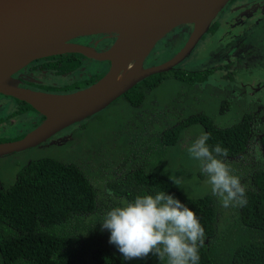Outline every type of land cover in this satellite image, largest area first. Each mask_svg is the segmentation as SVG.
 <instances>
[{
	"label": "trees",
	"instance_id": "16d2710c",
	"mask_svg": "<svg viewBox=\"0 0 264 264\" xmlns=\"http://www.w3.org/2000/svg\"><path fill=\"white\" fill-rule=\"evenodd\" d=\"M212 71H180L176 80L192 89L207 81ZM155 78L148 77L133 92L146 96L140 88L157 86ZM166 100L161 97V102ZM179 120L176 126L163 124L162 129H167H161L158 136L146 132L141 139L136 136V143L121 138L123 152L96 149L89 141L81 165L42 157L20 168L7 185L0 180V264H166V259L151 255L145 260H124L109 243L111 233L101 225L114 207L159 191L180 199L200 220L205 235L199 264H264V155L260 153L257 157L262 160L255 163L249 158L245 163L232 160L245 150L248 126L218 127L213 117L202 115ZM185 130L193 137L188 148L208 134L210 147L220 145L228 151L221 158L246 187L244 206L225 208L211 191L191 196L192 188L184 186L188 176L183 168L177 161L168 163L169 156L181 157L187 152L188 148L178 145ZM126 159L133 162L130 172L122 168ZM110 162L111 170L107 167ZM190 171L197 176L196 170ZM177 173L181 176H174ZM200 175L201 181L208 180L201 169ZM119 196L121 200L116 198Z\"/></svg>",
	"mask_w": 264,
	"mask_h": 264
},
{
	"label": "flooded vegetation",
	"instance_id": "af4514ba",
	"mask_svg": "<svg viewBox=\"0 0 264 264\" xmlns=\"http://www.w3.org/2000/svg\"><path fill=\"white\" fill-rule=\"evenodd\" d=\"M191 29V26H180L166 35L164 41L161 40L159 48L166 50L164 48L166 46L175 49V53L166 61L184 46ZM210 33L213 36L216 33L219 35L220 40H216L220 42L216 51L218 55L214 58L215 52L214 55L210 51L207 52L212 56L202 64V69L193 71L204 74L208 70L218 72L222 84L214 86L207 80L189 89L176 80L177 74L183 71L179 67L186 59H189L195 48L197 49L205 36ZM82 38L73 40L72 43L93 48L96 52H104L114 43V39L108 35H92L85 39ZM216 41L212 44L214 47H216ZM195 48L186 59L173 69L164 74H156L157 86L141 87L140 89L147 93L146 96L142 97L130 89L112 101L119 107L115 120L116 124H120L122 134H119L118 140L126 137L127 142L131 143L134 140L133 143H136V136H140L141 139L144 132L149 136L160 135L163 124L176 126L179 124L180 118L194 115H202L205 118L211 116L217 122L218 127L244 124L249 128V137L244 152L232 160L240 163H245L246 158H249V161L254 159L252 163L261 161L262 159L257 156H260V153L262 156L264 155V81L263 78L260 80L252 75L253 71L257 70L260 75L264 76V0H229ZM152 51L153 49L143 62L144 68L161 64L155 62L157 53ZM109 67L108 61L93 60L80 53H67L33 60L15 72L12 77L19 81L18 86L21 88L33 92L65 95L83 90L96 83L108 72ZM244 71L251 77L246 80L244 77L243 79L239 77V80L235 81V73L240 72L241 76ZM165 74L168 76L164 77ZM82 81L88 83L81 84ZM168 83L176 84L178 87L173 90L174 92L169 93L165 102H161L160 94L158 97L153 94L162 88L161 84L165 86ZM140 97L142 100L139 99ZM168 100H171V103H166ZM112 103L103 110L108 109ZM101 111L58 131L32 148L6 155L13 157L9 160L10 165H19L20 169L42 157L57 158L60 156L58 152L51 153L65 147L71 151L70 156L75 151H78L77 154L85 152L89 141L96 143L98 140H92L85 134L84 125L87 121L100 115ZM43 120L44 117L29 104L0 94V143L24 138L37 129ZM138 127L140 128L137 130ZM165 129L167 128L162 130ZM108 136L113 139L114 134L110 133ZM192 138L187 130L183 131V135L178 141L179 147L188 148V143ZM102 140L103 137L99 142ZM121 143L114 140L111 146L103 145L98 148L123 152ZM116 147L117 149H115ZM6 156L0 157V159ZM74 157L75 160H73ZM73 159L71 161L74 164L81 165L86 158L83 155H73ZM130 160L126 159V163L122 167L128 168L127 172H130L133 166V162ZM107 167H110V170L114 168L111 162ZM16 176L17 173L13 178ZM1 183L4 182L1 180ZM116 198L121 200L120 196Z\"/></svg>",
	"mask_w": 264,
	"mask_h": 264
},
{
	"label": "water",
	"instance_id": "95a60500",
	"mask_svg": "<svg viewBox=\"0 0 264 264\" xmlns=\"http://www.w3.org/2000/svg\"><path fill=\"white\" fill-rule=\"evenodd\" d=\"M229 0H0V94L24 101L44 117L24 138L0 143V157L32 148L83 121L152 75L186 59ZM180 26H191L184 46L168 61L143 67L156 43ZM108 35L104 52L72 43ZM80 53L108 61L96 83L71 94L33 92L12 75L33 60Z\"/></svg>",
	"mask_w": 264,
	"mask_h": 264
},
{
	"label": "clouds",
	"instance_id": "9594fccd",
	"mask_svg": "<svg viewBox=\"0 0 264 264\" xmlns=\"http://www.w3.org/2000/svg\"><path fill=\"white\" fill-rule=\"evenodd\" d=\"M210 137L202 134L188 148L189 156L200 163L211 192L222 206H244L246 187L221 157L228 151L220 145L210 147ZM111 235L124 260H145L150 255L166 264H199V249L205 231L196 213L180 199L164 191L137 196L134 201L111 209L101 223Z\"/></svg>",
	"mask_w": 264,
	"mask_h": 264
},
{
	"label": "rangeland",
	"instance_id": "374dc122",
	"mask_svg": "<svg viewBox=\"0 0 264 264\" xmlns=\"http://www.w3.org/2000/svg\"><path fill=\"white\" fill-rule=\"evenodd\" d=\"M85 38L86 37H83L82 39H85ZM164 39L165 38H163L162 41H164ZM218 39H219L218 33H216L215 36H213L212 33H210V35H206L203 42L200 43L197 49L195 48V50L193 51L189 59H186L181 64L179 69H182L183 70L182 72H193L194 69L196 70L202 69V64H204L207 60H209V57L214 55V52L216 55L214 56V58L217 57L218 55V52L216 53L217 45L220 43L218 42L220 39L219 40ZM162 41L160 40L159 43H156L157 45L154 46L153 51H152L153 53L155 52L157 53L156 61H155L157 63H162L166 61V59H168L172 54L175 53V49L173 50V48H168L166 46L164 47L166 50L159 48V45ZM215 41H216V47L212 45L213 43H215ZM209 51L212 53V55L211 53H207ZM253 72H254V74L252 75L253 77L259 78L260 80L263 78V81H264V76L260 75L257 70H254ZM199 73L204 74L202 72H199ZM235 74H236L234 78L235 81L239 80V77H242V79L244 77L245 80L251 77L250 74H247V72L245 71L241 74V76H240V72H236ZM166 76L168 75L165 74L164 77ZM209 76L210 77L208 79V83H210L211 85L218 86L222 84V80L219 77L218 72L213 71L211 72ZM176 87H178L176 84L168 83L164 87H162L160 90H158L157 93L153 95H156L158 97V95L160 94L159 95L160 97H168L169 93L174 92L173 90H175ZM118 108L119 107H117V104L112 103V105H110L108 109L101 111L100 115H98L96 118L92 120L87 121V123L84 125L85 134H87V136L91 138L92 140H95V139L98 140L95 143L96 147H100L103 145L111 146L114 140L120 141L118 140L117 137L120 134L121 126L120 124H116V120H115L116 118L115 115L118 113V110H117ZM110 133L114 134V137H113L114 140L110 138V136H108V134ZM102 137H103V140L99 142L100 138ZM57 152L60 155L57 158L60 160H63L64 162L66 160L69 162H73L71 161L73 159V155H79V156L83 155V153H79V154L74 153L70 156L71 151L67 147L62 148V150L60 151L59 149H57V151L51 154H56ZM75 157L73 160H75ZM12 158H13L12 156H9V157L6 156L3 159H0V180H2L6 185L11 182L12 178L16 175L20 167L19 165H10L9 160ZM172 161H177L178 165L183 168L182 173L188 176V178L185 181L186 183L184 184V186L187 189L192 188V190L190 191V193H192L191 196L198 197V196L204 195L205 193L211 191V186L207 183V178H205L204 181H201L200 179V176H201L200 175V169H201L200 163L198 161L193 160L189 156L188 151L186 153H183L181 157L180 156H169L168 163H171ZM96 162L98 165L99 161L97 158H96ZM190 169L196 170L197 176L193 177ZM174 176H181V175L180 173H177Z\"/></svg>",
	"mask_w": 264,
	"mask_h": 264
}]
</instances>
